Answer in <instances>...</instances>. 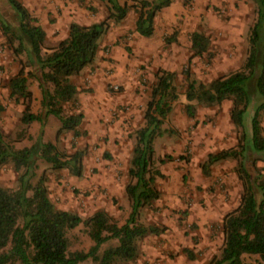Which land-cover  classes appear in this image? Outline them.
<instances>
[{"label":"rangeland","instance_id":"1","mask_svg":"<svg viewBox=\"0 0 264 264\" xmlns=\"http://www.w3.org/2000/svg\"><path fill=\"white\" fill-rule=\"evenodd\" d=\"M21 1L44 28L46 48L55 46L66 35L71 21L89 24L104 19L108 13L100 0ZM207 5L203 8L204 3L197 0H172L170 12L164 13L168 8L158 12L154 31L148 37L135 32L134 10L120 22L111 21L99 40L105 80L95 86L85 81L80 86V92L94 95L101 105L92 107L91 98L86 109L75 103V108L84 113L79 134L63 131L57 138L60 123L55 122L56 117L52 122L47 119L44 129L37 121L21 122L23 106L9 95L8 81L25 56L15 54L0 31V102L4 106L0 128L17 148L31 145L42 130V140L56 143L66 154L82 151L81 175H72L67 168L52 169L38 159L33 179L34 182L45 172L51 201L82 218L104 210L119 224L125 221L130 211L125 185L135 131L144 123L143 113L155 74L159 70L174 73L177 97L162 125L165 132L154 140L156 164L162 173L156 179L160 197L139 214L142 223L156 225L162 231L138 239L136 258L115 264H208L220 253L223 216L239 203L241 184L235 159L214 163L208 174L201 169L208 153L237 143L240 131L230 119L231 100L220 104L188 101L183 71L189 66L194 79L208 83L240 69L256 10L252 0H208ZM195 30L210 38L208 51L202 57L192 56L190 34ZM165 38L172 41L166 43ZM28 87L40 91L35 79H29ZM188 103L195 106L192 117L186 112ZM71 106L67 105V111H74ZM31 111H41L40 101L32 98ZM252 112V107L248 108L247 122ZM261 124L264 132V113ZM258 163L264 170V161ZM17 175L11 164L1 165L0 186L16 188ZM66 235L69 251H87L93 244L83 224L68 229ZM116 244V239L107 240L98 254ZM256 258L245 254L242 261L258 264ZM81 264L97 263L88 258Z\"/></svg>","mask_w":264,"mask_h":264},{"label":"trees","instance_id":"2","mask_svg":"<svg viewBox=\"0 0 264 264\" xmlns=\"http://www.w3.org/2000/svg\"><path fill=\"white\" fill-rule=\"evenodd\" d=\"M1 1L0 31L13 52L25 56L18 71L9 78V95L23 106L20 117L23 124L37 121L44 126L49 115L56 117L60 122L56 138L63 131L79 134L78 127L84 115L75 108L78 89L71 77L94 61L99 40L110 22H119L134 10L137 13L135 32L148 37L154 31L158 12L172 3V0H131L132 3L100 0L108 12L104 19L89 24L71 21L66 35L55 46L46 48L44 28L22 1ZM252 1L256 18L249 29L248 50L242 67L208 83L194 79L189 66L183 71L187 100L205 104L231 100L230 119L240 131L234 146L208 153L201 164L202 171L208 174L214 163L235 159V172L241 184L238 205L222 219L220 253L208 264H243L245 254L257 256V263L264 264V170L258 163L264 161L261 124L264 113V0ZM171 41L165 38L166 43ZM190 43L192 56L202 57L208 51L210 38L195 30L190 34ZM155 77L143 113L144 123L135 131L127 171L129 180L125 185L130 211L122 224L104 210L82 218L58 208L49 197L45 172L33 182L38 159L50 164L52 169L67 168L72 175H81L82 151L66 154L56 143L43 141L42 131L31 145L17 148L0 128V166L11 164L18 174L16 188L0 186V264H81L88 258L97 264L127 262L138 254V239L162 231L156 225L139 220L141 209L160 197L156 179L162 177V173L156 164L154 140L165 132L162 125L177 97L173 72L159 70ZM29 79L37 81L41 93L40 112L31 111L33 93L28 87ZM68 104L74 111H67ZM250 107L253 112L247 122L246 112ZM3 110L0 102V115ZM186 112L194 116V104L188 103ZM79 224L85 226L93 244L87 251H69L67 230ZM110 239H116L117 244L98 254L100 246ZM184 251L193 257L191 252Z\"/></svg>","mask_w":264,"mask_h":264},{"label":"crops","instance_id":"3","mask_svg":"<svg viewBox=\"0 0 264 264\" xmlns=\"http://www.w3.org/2000/svg\"><path fill=\"white\" fill-rule=\"evenodd\" d=\"M197 1L204 3V7L203 8H208V5H207L208 4V0H197ZM165 8H168V10L166 12H164L165 14H167L168 12H170V5L168 7H165ZM135 21H136V17H135L134 22H133L134 30H135ZM100 58H101V55H100L99 49H98V52L96 54V57H95L93 63L87 65L78 74H76V75H74V76L71 77V81L76 85V87L78 89V92L76 94V103L77 104L79 103V105H81V108H83V109H86L87 108L86 107L87 103H90L91 102V101L88 100L90 98L92 99V107H94V108L96 107L97 108L99 105H101V103L99 104L96 100H94L95 99L94 98L95 97L94 95L91 96V95H87V94H85L83 92H80V86L83 85V84H85V81H87L88 82V85H91V86H95L99 82H104V80H105V76H104L105 73H104V70H103L104 63L101 61ZM32 93H33V99L37 103H39V101L41 99V93H40V91H38V90L36 91L35 90V91H32ZM83 115H84V113H83ZM53 117L54 116L49 115L48 118H47L48 121L49 122L54 121V118ZM56 121L58 122V124L60 123L58 120H55V122ZM40 127H41V125H40ZM41 128L44 129L43 126ZM45 129L47 130L48 127H46Z\"/></svg>","mask_w":264,"mask_h":264},{"label":"built area","instance_id":"4","mask_svg":"<svg viewBox=\"0 0 264 264\" xmlns=\"http://www.w3.org/2000/svg\"><path fill=\"white\" fill-rule=\"evenodd\" d=\"M114 88L116 87V86H113Z\"/></svg>","mask_w":264,"mask_h":264}]
</instances>
